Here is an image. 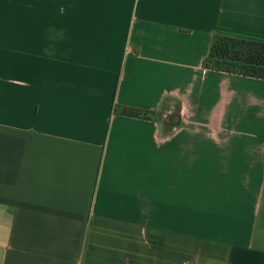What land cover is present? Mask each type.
I'll return each instance as SVG.
<instances>
[{
    "label": "crops",
    "instance_id": "1",
    "mask_svg": "<svg viewBox=\"0 0 264 264\" xmlns=\"http://www.w3.org/2000/svg\"><path fill=\"white\" fill-rule=\"evenodd\" d=\"M216 36L264 0H0V264H264V80Z\"/></svg>",
    "mask_w": 264,
    "mask_h": 264
},
{
    "label": "trees",
    "instance_id": "2",
    "mask_svg": "<svg viewBox=\"0 0 264 264\" xmlns=\"http://www.w3.org/2000/svg\"><path fill=\"white\" fill-rule=\"evenodd\" d=\"M205 68L264 80V42L232 36L214 37L208 55L203 60ZM115 110L126 116L148 118L153 111L126 106Z\"/></svg>",
    "mask_w": 264,
    "mask_h": 264
},
{
    "label": "rangeland",
    "instance_id": "3",
    "mask_svg": "<svg viewBox=\"0 0 264 264\" xmlns=\"http://www.w3.org/2000/svg\"><path fill=\"white\" fill-rule=\"evenodd\" d=\"M165 117H168V115H166Z\"/></svg>",
    "mask_w": 264,
    "mask_h": 264
}]
</instances>
